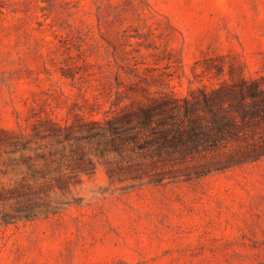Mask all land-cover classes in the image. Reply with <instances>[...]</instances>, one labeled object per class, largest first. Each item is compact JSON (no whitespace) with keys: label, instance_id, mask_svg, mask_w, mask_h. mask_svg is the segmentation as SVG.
Returning a JSON list of instances; mask_svg holds the SVG:
<instances>
[{"label":"rangeland","instance_id":"obj_1","mask_svg":"<svg viewBox=\"0 0 264 264\" xmlns=\"http://www.w3.org/2000/svg\"><path fill=\"white\" fill-rule=\"evenodd\" d=\"M0 264H264V0H0Z\"/></svg>","mask_w":264,"mask_h":264},{"label":"trees","instance_id":"obj_2","mask_svg":"<svg viewBox=\"0 0 264 264\" xmlns=\"http://www.w3.org/2000/svg\"><path fill=\"white\" fill-rule=\"evenodd\" d=\"M91 123L93 124H98L101 122V119H97V118H91L89 119ZM56 124H60V122L58 121H54ZM109 123H111L112 125L115 123L113 120H109Z\"/></svg>","mask_w":264,"mask_h":264}]
</instances>
